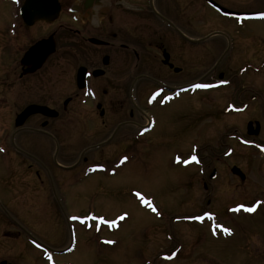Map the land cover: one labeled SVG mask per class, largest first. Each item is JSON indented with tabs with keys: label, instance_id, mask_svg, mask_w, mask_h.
Wrapping results in <instances>:
<instances>
[{
	"label": "rangeland",
	"instance_id": "1",
	"mask_svg": "<svg viewBox=\"0 0 264 264\" xmlns=\"http://www.w3.org/2000/svg\"><path fill=\"white\" fill-rule=\"evenodd\" d=\"M62 1L67 5L74 0ZM20 4L0 0V264L2 260L5 264H222V260L261 264L264 201L254 211L231 213L227 209L264 199V154L256 147V142L264 144V21L258 23L260 38L240 39L221 58L220 51H208L209 41L197 45L195 59L182 56L181 83L211 81L222 74L229 84L183 93L168 105L147 108L146 116L152 113L155 124L145 137L134 138L129 163L115 167V174L109 175L108 167L84 176V166L111 160L125 147L115 142L102 152H88L87 161L66 170L60 167L66 159L62 158L61 165L51 160L54 146L48 150L50 160L45 158V165L39 166L33 161V137L26 132L14 137V117L33 98V75L18 79L19 58L33 43V35L64 24L69 15L66 6L54 25L26 27L17 19ZM261 7L264 10V3ZM11 21L17 30L14 43L6 30ZM61 52L59 44L56 54ZM56 64L44 68L50 73V89L61 100L63 82L67 84L69 78L60 79ZM229 103L244 105V109L235 112L228 109ZM249 120L259 121L258 134H247ZM71 139H75V151L85 144L78 134ZM194 153L195 162L188 164ZM232 166L244 173V180L231 173ZM212 169L216 175L209 178ZM137 193L157 208H144L136 200L142 201ZM153 209H159L160 217L153 215L157 214ZM207 211L215 215V221L232 227L231 234L210 235ZM95 224L102 228L94 231ZM118 224L115 232L105 229ZM29 237L45 250L33 248ZM100 237L108 240L101 244ZM66 246L73 250L47 254ZM176 246L177 255L167 258Z\"/></svg>",
	"mask_w": 264,
	"mask_h": 264
},
{
	"label": "flooded vegetation",
	"instance_id": "2",
	"mask_svg": "<svg viewBox=\"0 0 264 264\" xmlns=\"http://www.w3.org/2000/svg\"><path fill=\"white\" fill-rule=\"evenodd\" d=\"M58 1V18L64 7L72 11L64 24L33 35L34 43L53 34L55 52L31 74L33 98L29 102L54 108L57 114L52 117L34 113L22 126L14 127L13 132L14 137L18 134L21 137L24 132L33 137L36 146L33 161L39 166L45 165V158L50 160L48 150L54 146L51 160L55 162L54 156L66 159L61 166L66 170L87 161L86 153L110 149L115 142L125 147L111 159L116 161L122 152L127 154L132 148L133 128L138 126L136 132L143 130L145 124L140 125L141 121L146 119L147 124L151 116L155 118L152 113L146 116L147 108L161 105L159 99L165 94L172 99L183 93H195L198 88L192 86L199 80L181 83L178 77L183 71L182 56L195 59L199 43L209 41L208 51H220L223 56L244 37L258 39L260 21L224 16L215 7L234 13H254L260 12L264 3V0H74L66 5ZM56 21L36 20L33 26L37 23L51 26ZM7 37L12 43L17 40V34ZM59 44L62 52L56 54ZM51 62L57 63L60 79L69 78L67 84L63 82L61 100L50 89L52 80H47L50 73H45L44 67ZM80 67L85 69L81 87L76 81ZM17 70L21 71L19 65ZM221 79L219 74L218 78L204 82L212 87ZM154 84L157 85L145 94ZM78 103L86 106L80 107ZM71 133L85 139V144L76 151ZM87 133L90 137H84ZM111 160L107 158L106 162Z\"/></svg>",
	"mask_w": 264,
	"mask_h": 264
},
{
	"label": "water",
	"instance_id": "3",
	"mask_svg": "<svg viewBox=\"0 0 264 264\" xmlns=\"http://www.w3.org/2000/svg\"><path fill=\"white\" fill-rule=\"evenodd\" d=\"M48 11V14L44 13ZM58 11L59 5L57 3V0H24L23 4L19 8V13L23 21L28 25L32 24L34 20L40 18H45L47 20L55 19ZM54 49L55 43L52 39V36L44 40H39L34 45H31L21 58V64L23 66H28L27 68L22 70L21 74L32 73L43 63L46 56L52 53ZM80 70L81 68L78 70V73L80 72ZM35 112L45 113L50 116H55L57 114L53 109H50L46 106L29 104L16 116L15 126L22 125L25 119ZM251 126L252 122L249 121L247 124L248 133L257 134L259 131V123L256 122V126L254 129H251ZM231 171L234 174H237L242 180L244 179V174L240 171L239 168L233 166L231 168ZM213 175L214 171L211 173V176Z\"/></svg>",
	"mask_w": 264,
	"mask_h": 264
},
{
	"label": "snow or ice",
	"instance_id": "4",
	"mask_svg": "<svg viewBox=\"0 0 264 264\" xmlns=\"http://www.w3.org/2000/svg\"><path fill=\"white\" fill-rule=\"evenodd\" d=\"M260 15H264V13H261ZM192 87H194V88H205V87H209V85H200V84H196V85H193ZM192 159L195 160L196 157L193 156ZM137 196H140L142 202H144L145 204H149V203H150L149 201L145 200V199L143 198V196H141L140 193H137ZM153 210H155V209H153ZM246 210H247V211H254L255 209H254V208H248V209H246ZM123 218H124V217L122 216L121 219H123ZM197 219H202V217H197ZM111 223H115V222H111ZM223 231H225V232H230V229L224 228Z\"/></svg>",
	"mask_w": 264,
	"mask_h": 264
},
{
	"label": "bare ground",
	"instance_id": "5",
	"mask_svg": "<svg viewBox=\"0 0 264 264\" xmlns=\"http://www.w3.org/2000/svg\"><path fill=\"white\" fill-rule=\"evenodd\" d=\"M152 129H153V128H152ZM144 135H145V134H144ZM119 227H120V226H119ZM119 227H118V228H119Z\"/></svg>",
	"mask_w": 264,
	"mask_h": 264
}]
</instances>
